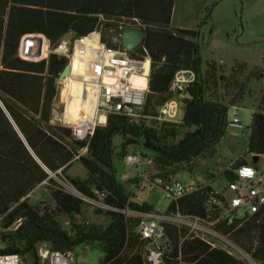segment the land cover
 Returning a JSON list of instances; mask_svg holds the SVG:
<instances>
[{
	"label": "trees",
	"instance_id": "obj_1",
	"mask_svg": "<svg viewBox=\"0 0 264 264\" xmlns=\"http://www.w3.org/2000/svg\"><path fill=\"white\" fill-rule=\"evenodd\" d=\"M176 0H0V220L2 253L21 254L38 261V247L74 252L82 246L97 245L104 258L100 264H150L145 255L147 241L140 234L142 217L155 213L148 203H139L118 178L114 160L116 137L122 155L130 147L143 144L154 154L156 179L169 182L182 171L192 172L201 157L216 153L215 147L229 127V111L244 100L254 75L242 80L247 65L236 64L227 78L216 63L203 68L198 43L199 31L172 25ZM125 21L145 32L144 44L135 57L152 59L145 117L134 119L116 113L105 127H99L89 143L75 140L72 148L50 134L42 123L53 119V106L59 93V79L68 58L51 54L48 59H23L20 49L28 35H43L53 45L67 34L86 36L98 29L117 30ZM105 34V33H104ZM109 45L113 39L106 36ZM146 50L148 54L146 53ZM188 71L196 80L183 99L184 117L180 124H162L149 119L163 103L174 97L171 91L176 75ZM227 92L228 103L219 96ZM160 98L161 103L156 104ZM188 131L179 139L180 129ZM67 138L72 130L58 126ZM88 146L86 154L81 151ZM247 156L264 158V109L254 112ZM241 157L223 176L236 179L242 165L260 163ZM211 157V156H209ZM79 162L87 179L72 178L68 171ZM54 174V176L52 175ZM63 176L81 194L75 196L57 186L55 176ZM39 186L48 187L55 208L35 207L24 200ZM223 198L213 186L202 188L168 207L169 215L215 223V230L232 236L252 259L264 264V208L254 215L230 223L212 204ZM85 199L103 203L108 226L80 221ZM60 216L69 219L63 227ZM15 224L17 227L13 228ZM166 239L163 264H248L221 247L198 237L187 225L161 223Z\"/></svg>",
	"mask_w": 264,
	"mask_h": 264
},
{
	"label": "built area",
	"instance_id": "obj_2",
	"mask_svg": "<svg viewBox=\"0 0 264 264\" xmlns=\"http://www.w3.org/2000/svg\"><path fill=\"white\" fill-rule=\"evenodd\" d=\"M41 36L47 45V53L35 56L36 44L26 42L27 37ZM121 45L108 44L105 34L98 29L86 36L67 34L58 44L52 45L43 35H28L21 44L20 55L23 59L40 61L48 59L51 54L68 58L71 67L70 75L59 79V93L53 106L52 123H59L72 130L73 138L87 142L93 138L99 127L108 124L112 114H126L134 119L145 117L144 111L149 94V77L145 73L146 58L135 57ZM146 53L148 54L147 50ZM196 80V76L188 71H181L172 83L171 91L174 97L163 103L157 109V114L149 119H155L164 124H180L184 117L183 99L188 95L187 90ZM78 85V89L74 86ZM95 97V110L91 120L80 121L67 116V106L72 98L90 100ZM238 107H233L237 111ZM232 126L240 127L241 121L237 113L234 114ZM88 146L81 151L86 154ZM145 160L143 155L131 154L126 157L129 165H140ZM247 170L250 175H245ZM236 179L229 183V189L234 193L231 199L224 194L223 198H213L212 204L222 211V217L230 223L237 219L236 214L244 211L247 215H254L264 208V166L248 164L242 165L236 171ZM161 188L171 201L198 192L202 186L195 181L184 182L173 179L169 182L157 180L147 183L146 187ZM142 223L140 234L147 241L146 258L150 264H163L166 239L161 223H175L187 225L201 239L209 242L206 237L218 238L215 223H206L200 219L189 220L180 214L169 215L151 214L140 215ZM235 218H234V217ZM245 216V217H246ZM214 247L215 244L209 242ZM233 249L237 247L231 245ZM4 243L0 240V264H74L72 252H62L52 249L47 244L38 247V261L21 254H5ZM231 254V253H230ZM254 264H260L254 262Z\"/></svg>",
	"mask_w": 264,
	"mask_h": 264
},
{
	"label": "rangeland",
	"instance_id": "obj_3",
	"mask_svg": "<svg viewBox=\"0 0 264 264\" xmlns=\"http://www.w3.org/2000/svg\"><path fill=\"white\" fill-rule=\"evenodd\" d=\"M124 25L136 24L132 21H125L122 27L117 30L102 28V31L112 39ZM172 25L199 31L198 43L204 70L208 63H216L220 69L219 73L229 78L236 64L245 63L247 70L242 75V80L250 75L255 77L249 83L247 93L244 100L239 103L237 111L233 108L230 109L229 127L223 139L215 147V155L201 157L195 162L192 172L182 171L175 177L184 182L195 181L199 186L212 185L217 193L224 194L228 199H231L234 193L229 189V183L223 173L225 170L231 169L241 157L247 156L253 114L259 107L264 109V0H176ZM219 96H222L225 103L231 99V96H228L227 92L223 90L220 91ZM155 102L160 104L161 99L157 98ZM81 104L82 102L80 106ZM79 111L83 112L84 108L80 107ZM235 112L241 121L240 127L232 126ZM41 125L68 146L77 148L74 138H67L57 130L58 126L63 125L52 122ZM187 131L186 128L180 129L179 139L183 138ZM121 142L120 137L115 138L118 158H115L114 164L119 180L127 191L136 197L137 202L148 203L155 212L167 214L171 201L166 197L164 191L156 186L152 189L146 187L147 183L157 181L153 161L154 154L149 152L143 144H139L130 147L127 153L122 155ZM131 154L143 155L145 160L140 165H129L126 162V157ZM249 157L247 156V159ZM260 165L264 166V158L260 160ZM52 175L54 176V174ZM68 175L80 179L88 177L87 171L79 162L73 165L68 171ZM55 180L57 186L64 191L82 197L74 185L62 175L55 176ZM24 200L35 207L55 208V202L48 187H37ZM102 210H107L103 203L85 199L83 215L78 219L89 224L108 226L110 222L104 214L100 213ZM236 216L237 219H244L246 213L239 211ZM1 221L0 239L2 238L1 232H5L1 227ZM60 221L65 229H71L66 216H60ZM17 225L15 224L13 228ZM218 234V238L209 236L206 239L244 262L254 264L255 261L252 257L234 242L232 236ZM47 245L51 247V245ZM231 245H235L237 248L233 249ZM72 254L75 260L74 264H100L104 258L103 252L97 245L79 247Z\"/></svg>",
	"mask_w": 264,
	"mask_h": 264
},
{
	"label": "water",
	"instance_id": "obj_4",
	"mask_svg": "<svg viewBox=\"0 0 264 264\" xmlns=\"http://www.w3.org/2000/svg\"><path fill=\"white\" fill-rule=\"evenodd\" d=\"M145 32L140 28H122L120 32L116 34L113 41L116 45H121L123 48L134 51L144 44ZM71 67L68 65L63 71L60 79L63 80L70 75ZM152 72V59H146L145 73L150 76ZM260 160L259 156H254L253 161L258 163Z\"/></svg>",
	"mask_w": 264,
	"mask_h": 264
},
{
	"label": "bare ground",
	"instance_id": "obj_5",
	"mask_svg": "<svg viewBox=\"0 0 264 264\" xmlns=\"http://www.w3.org/2000/svg\"><path fill=\"white\" fill-rule=\"evenodd\" d=\"M33 42L36 44V54L35 56H40V55H44L47 53V45L45 43V41L43 40V38L41 36H34V37H27L25 40H24V44L26 42ZM75 89H78V85L74 86ZM80 100L82 102V107L84 108V111L81 113V114H77L76 113V109L75 107L73 106V102L74 100ZM95 97H91L90 100H86V99H81L79 97H75V98H72L69 103H68V106H67V116L68 117H71V118H74L76 120H80V121H88V120H91L92 119V116L94 114V110H95Z\"/></svg>",
	"mask_w": 264,
	"mask_h": 264
},
{
	"label": "crops",
	"instance_id": "obj_6",
	"mask_svg": "<svg viewBox=\"0 0 264 264\" xmlns=\"http://www.w3.org/2000/svg\"><path fill=\"white\" fill-rule=\"evenodd\" d=\"M177 28H181V27H177ZM72 102H73V106H74L75 109H76V113H77V114H81L82 112L79 111V108L82 107V104H81V106H80L81 101L77 99V100H74V101H72ZM78 102H80V103H78ZM247 151H248V150H247ZM246 153H247V152H246ZM252 159H253V157L250 156V157L248 158V161H249V160L252 161ZM211 186H212V185H211Z\"/></svg>",
	"mask_w": 264,
	"mask_h": 264
},
{
	"label": "snow or ice",
	"instance_id": "obj_7",
	"mask_svg": "<svg viewBox=\"0 0 264 264\" xmlns=\"http://www.w3.org/2000/svg\"><path fill=\"white\" fill-rule=\"evenodd\" d=\"M244 174L249 175L250 173L247 170H245Z\"/></svg>",
	"mask_w": 264,
	"mask_h": 264
},
{
	"label": "clouds",
	"instance_id": "obj_8",
	"mask_svg": "<svg viewBox=\"0 0 264 264\" xmlns=\"http://www.w3.org/2000/svg\"><path fill=\"white\" fill-rule=\"evenodd\" d=\"M249 173H250V172H249ZM250 174H251V173H250ZM250 174H249V175H250Z\"/></svg>",
	"mask_w": 264,
	"mask_h": 264
},
{
	"label": "flooded vegetation",
	"instance_id": "obj_9",
	"mask_svg": "<svg viewBox=\"0 0 264 264\" xmlns=\"http://www.w3.org/2000/svg\"><path fill=\"white\" fill-rule=\"evenodd\" d=\"M108 37V36H107ZM113 39V38H112Z\"/></svg>",
	"mask_w": 264,
	"mask_h": 264
}]
</instances>
